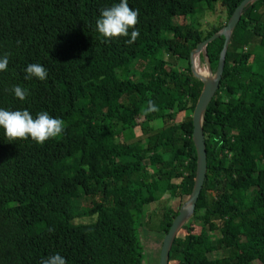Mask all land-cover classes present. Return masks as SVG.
I'll use <instances>...</instances> for the list:
<instances>
[{
    "label": "trees",
    "instance_id": "16d2710c",
    "mask_svg": "<svg viewBox=\"0 0 264 264\" xmlns=\"http://www.w3.org/2000/svg\"><path fill=\"white\" fill-rule=\"evenodd\" d=\"M241 1L128 0L139 12V37L128 44L133 29L107 41L96 29L120 0H0V58L9 59L0 109L64 122L43 144L10 141L0 129V264H42L55 254L66 264H140L136 206L160 200L166 189L154 182H174L177 208L161 211V239L194 181L191 113L202 83L189 54L220 27L203 33L186 19L218 5L227 21ZM222 44L219 36L205 47L211 73ZM259 46L264 0L246 6L229 34L201 120L202 188L178 228L186 240L175 248L173 238L167 264H264V59L252 54ZM29 64L43 66L47 79H26ZM15 86L29 91L24 101ZM149 100L157 111L147 112ZM135 128L140 135L126 140Z\"/></svg>",
    "mask_w": 264,
    "mask_h": 264
},
{
    "label": "clouds",
    "instance_id": "9594fccd",
    "mask_svg": "<svg viewBox=\"0 0 264 264\" xmlns=\"http://www.w3.org/2000/svg\"><path fill=\"white\" fill-rule=\"evenodd\" d=\"M138 15V10L129 7L128 0H120L118 4L101 12L100 18L96 21V29L106 41L127 37L129 29H133L131 38L126 41L128 44H133L139 37V30L135 29ZM8 63V54H5L0 58V72L7 70ZM26 72V79L35 77L40 81H45L48 77L47 70L40 64H29ZM13 92L20 101H24L30 94L28 90L20 86H15ZM155 111H157L155 103L149 100L147 112ZM0 129H3L4 135L10 141L31 138L37 144H43L50 138H56L63 133L64 122L61 119L50 117L47 112L39 113L34 119L28 110L0 109ZM42 264H66V261L61 255L55 254L42 261Z\"/></svg>",
    "mask_w": 264,
    "mask_h": 264
},
{
    "label": "rangeland",
    "instance_id": "374dc122",
    "mask_svg": "<svg viewBox=\"0 0 264 264\" xmlns=\"http://www.w3.org/2000/svg\"><path fill=\"white\" fill-rule=\"evenodd\" d=\"M188 21L190 22L192 26L196 27L201 32L205 33L211 27L221 28L222 26H224L226 23V14H225L224 9L217 5L214 7V10L212 12H209L207 10H201L198 13H196L193 17L186 19V22ZM174 23L175 24L172 25V27H167L168 30L173 32L172 36L167 41V45L169 46L173 45L174 42L172 38L178 34L177 24H179L180 22L179 20H176ZM252 54L255 55L257 58L264 59V48L262 46L253 47ZM193 55L189 57L190 68H195L192 62ZM200 55L201 54L197 55L198 56V61H197L198 68L197 69L206 70L205 79L211 78L212 73L208 71L207 61L205 58H203V61H201L199 58ZM162 60H165V58H162ZM179 65L181 67L184 66L183 63H179ZM255 68L256 67L254 66L253 70H255ZM261 74H263L264 76V70H261ZM156 127H158V124H154L152 129H155ZM139 135H140L139 129L135 128L132 133L125 134L124 138L130 141V140L135 139ZM136 146L138 147V144ZM171 183L167 185V184H160V183L154 182L153 184L154 189H160V188L166 189L163 196L160 198V200L156 202H152V203L142 205V206H136V211L142 214L141 216H139V218L137 219V223H136V233H137V238H138L137 242H138L139 253H140V264H158V253H159L160 244L162 240V238L160 239L161 234L158 229L159 227L158 217L160 216L161 211L163 209L164 211H166L169 208L171 209L177 208L178 200L174 199L172 196V192L173 194L175 193L176 187L174 186V182H171ZM172 187H175V188H172ZM187 198H188V195H183L181 200H179L180 205L183 204ZM78 205L80 208H85L88 205V202L80 201ZM235 220L236 218H233L230 222V226L228 228V231L230 233H233V223ZM213 224L215 225V223ZM202 229L203 231H205L206 224H203ZM184 232L185 230L181 229L177 232L178 235L174 236L175 239L173 242V246L175 248L180 247L184 244L186 240L185 234L184 236H181L183 235Z\"/></svg>",
    "mask_w": 264,
    "mask_h": 264
},
{
    "label": "water",
    "instance_id": "95a60500",
    "mask_svg": "<svg viewBox=\"0 0 264 264\" xmlns=\"http://www.w3.org/2000/svg\"><path fill=\"white\" fill-rule=\"evenodd\" d=\"M255 1L258 0H242L233 10L231 15L227 19L225 25L222 26L218 32H216L215 34L211 35L209 38L197 44L195 49L189 54V57L193 54L194 55L201 54V56H203L204 58L206 45L219 36L223 37V44L219 52L216 67L214 72L212 73L211 78L201 79V77H199L194 72L193 68H190L191 73L202 83L201 91L197 97L196 103L191 113L190 138L195 152L194 181L191 191L188 195V198L183 204H181V206L177 211L176 216L173 218L169 228L162 237L160 249L158 253V264H167L168 252L172 244L174 235L176 234L180 225L193 213L194 206L198 198V195L200 193V190L202 188V183L205 175V150H204L203 134L201 131L202 116L205 112L206 106L208 105L209 101L213 97L218 87V83L220 80V76L224 64V55L228 43L229 34L236 26L242 10L246 6H248L249 4ZM208 71L210 72L209 68Z\"/></svg>",
    "mask_w": 264,
    "mask_h": 264
},
{
    "label": "bare ground",
    "instance_id": "6f19581e",
    "mask_svg": "<svg viewBox=\"0 0 264 264\" xmlns=\"http://www.w3.org/2000/svg\"><path fill=\"white\" fill-rule=\"evenodd\" d=\"M197 61H198V56L197 55H193L192 62H193V66L195 67V68H193L194 69V72L199 77H201L202 79H205L206 78V70H199V69H197L198 68Z\"/></svg>",
    "mask_w": 264,
    "mask_h": 264
}]
</instances>
